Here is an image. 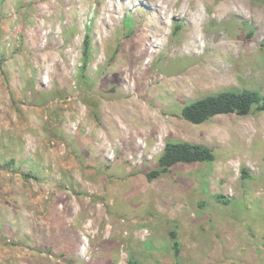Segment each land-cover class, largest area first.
<instances>
[{
    "label": "rangeland",
    "instance_id": "374dc122",
    "mask_svg": "<svg viewBox=\"0 0 264 264\" xmlns=\"http://www.w3.org/2000/svg\"><path fill=\"white\" fill-rule=\"evenodd\" d=\"M243 1L0 0V264H264V110L181 114L264 96ZM169 139L215 158L150 180Z\"/></svg>",
    "mask_w": 264,
    "mask_h": 264
},
{
    "label": "trees",
    "instance_id": "16d2710c",
    "mask_svg": "<svg viewBox=\"0 0 264 264\" xmlns=\"http://www.w3.org/2000/svg\"><path fill=\"white\" fill-rule=\"evenodd\" d=\"M88 40H84V51L87 54ZM252 109L264 110V96L254 89H225L214 94L192 100L181 109L182 117L199 124L219 114L236 113L247 115ZM215 158L213 150L205 144L186 140L169 139L165 142L163 151L158 158L157 168L147 174L153 179L169 170L176 163L210 162ZM217 199H221L218 195ZM175 254L179 253V243L176 234L172 232ZM128 264H139L136 259L130 258Z\"/></svg>",
    "mask_w": 264,
    "mask_h": 264
},
{
    "label": "bare ground",
    "instance_id": "6f19581e",
    "mask_svg": "<svg viewBox=\"0 0 264 264\" xmlns=\"http://www.w3.org/2000/svg\"><path fill=\"white\" fill-rule=\"evenodd\" d=\"M196 2V4H198L199 3V0H195ZM241 3H244V1L243 0H239ZM225 4H224V8L225 9H228L230 12L232 11V8H231V6H230V4H228V2H224ZM240 6V5H239ZM199 7V6H198ZM163 8V7H162ZM112 11H113V9H112ZM234 11V10H233ZM163 14V13H162ZM154 41V40H153ZM156 42V41H155ZM132 103V102H131ZM140 104V103H139ZM132 106H134V109L136 110V109H138L139 108V111L140 112H145L144 114H146L147 115V112H146V110H144V109H142V107H139V106H137V104L136 105H132ZM141 106V105H140ZM130 109H122V113H129L130 111H129ZM139 114V113H138ZM89 217V216H88ZM90 227V225L88 224V225H86V228H89Z\"/></svg>",
    "mask_w": 264,
    "mask_h": 264
}]
</instances>
